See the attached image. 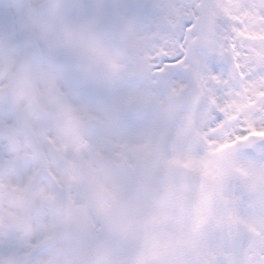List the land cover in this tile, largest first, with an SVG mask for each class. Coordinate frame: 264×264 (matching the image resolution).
Masks as SVG:
<instances>
[{
	"label": "clouds",
	"instance_id": "obj_1",
	"mask_svg": "<svg viewBox=\"0 0 264 264\" xmlns=\"http://www.w3.org/2000/svg\"><path fill=\"white\" fill-rule=\"evenodd\" d=\"M0 264H264V0H0Z\"/></svg>",
	"mask_w": 264,
	"mask_h": 264
}]
</instances>
